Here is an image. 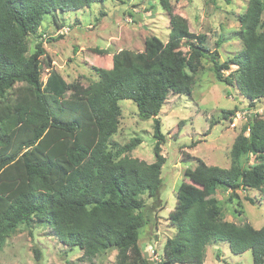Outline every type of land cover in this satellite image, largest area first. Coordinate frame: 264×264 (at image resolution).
Here are the masks:
<instances>
[{
    "label": "trees",
    "instance_id": "trees-1",
    "mask_svg": "<svg viewBox=\"0 0 264 264\" xmlns=\"http://www.w3.org/2000/svg\"><path fill=\"white\" fill-rule=\"evenodd\" d=\"M97 1L105 0H0V251L21 224L38 223L61 243L79 246L84 257L116 248L115 264H149L139 242L148 208L142 195L161 200L166 136L160 111L169 94L191 95L204 58L219 81L237 85L252 102L264 97V0H248L239 17L244 49L223 63L222 39L211 50L207 33L191 31L172 12L171 0H160L170 12L168 40L152 36L142 50L114 53L110 68L96 69L97 81L79 85L78 96L68 97L72 84L59 72L42 79L44 50L38 43L28 55V37L46 15ZM230 64L237 69L224 75ZM125 98L137 105L142 120L154 121L152 163L122 156L140 138L110 148ZM186 175L189 181L179 186L169 214L176 233L164 245L166 264H204L205 247L214 240L227 241L236 254L251 250L253 263L264 264V226L222 220L216 196L219 187L232 189V196H238L234 190L255 188L264 199V120L254 114L243 125L230 167L200 160ZM33 251L40 261L41 249Z\"/></svg>",
    "mask_w": 264,
    "mask_h": 264
},
{
    "label": "rangeland",
    "instance_id": "rangeland-1",
    "mask_svg": "<svg viewBox=\"0 0 264 264\" xmlns=\"http://www.w3.org/2000/svg\"><path fill=\"white\" fill-rule=\"evenodd\" d=\"M247 5L248 0H171L172 12L185 18L191 31L208 34L211 50L222 39L218 49L221 63L244 49L238 34L239 17ZM169 34L170 12L160 0L97 1L79 10L46 15L37 32L28 37L27 54L34 53L41 43L42 79L46 80L49 72L56 70L72 84L68 97H76L79 85L89 87L99 79L97 68L112 66L114 53L126 48L142 50L147 38L157 36L167 41ZM236 69L235 64H230L224 75ZM120 106L119 125L111 137L110 148L115 151L140 138L142 142L122 156L154 162L153 119L142 120L131 99H122ZM254 114L264 120V97L252 102L237 85L219 81L212 63L204 58L191 95L169 94L160 111L161 128L166 136L161 145L166 157L161 169V200L154 203L147 193L142 195L148 208L139 242L149 264H166L164 245L176 233L169 214L176 206L179 186L189 181L186 169L195 168L200 160L207 165L230 167L234 140ZM246 159L244 156L242 162ZM249 159L250 164L256 162L254 155ZM234 191L238 196H232V189L217 190L221 219L237 224L248 222L256 228L264 226L262 193L255 188ZM34 247L42 251L40 261L35 258ZM117 254L118 249L110 248L92 258L84 257L83 249L61 243L49 226L24 223L6 239L0 263L115 264ZM204 264L254 263L251 250L236 254L227 241L214 240L205 247Z\"/></svg>",
    "mask_w": 264,
    "mask_h": 264
}]
</instances>
